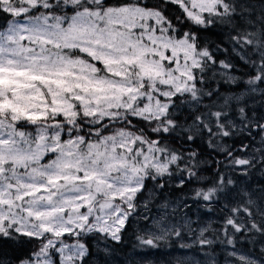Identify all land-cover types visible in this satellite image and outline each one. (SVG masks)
I'll list each match as a JSON object with an SVG mask.
<instances>
[{
	"label": "snow or ice",
	"instance_id": "obj_1",
	"mask_svg": "<svg viewBox=\"0 0 264 264\" xmlns=\"http://www.w3.org/2000/svg\"><path fill=\"white\" fill-rule=\"evenodd\" d=\"M0 16V264H90L134 217L141 250L188 238L264 264L236 248L264 241V186L245 179L264 176V0H0Z\"/></svg>",
	"mask_w": 264,
	"mask_h": 264
},
{
	"label": "rangeland",
	"instance_id": "obj_2",
	"mask_svg": "<svg viewBox=\"0 0 264 264\" xmlns=\"http://www.w3.org/2000/svg\"><path fill=\"white\" fill-rule=\"evenodd\" d=\"M254 180H253V175H252V178L249 179V182L251 183L255 182L256 184L255 186L257 185L264 186V182H262L261 180L260 181L257 179L255 181ZM149 187H151L150 183H149ZM188 202L191 205V211H187V215L191 217L193 221L199 220L203 224L212 223L213 225L217 223L216 218L218 215V209L216 211H212L204 207L197 208L196 205L192 204L191 200H189ZM152 211H153V214H155L157 212V209L153 208ZM183 215H184V212H181L180 216H183ZM144 225H145V222L143 220L136 218L135 227L137 228V230H139V228L142 229ZM193 226L195 227V225ZM69 242H71V240H69ZM176 242H177V245L173 249L174 252L169 253L168 255V264H177L178 260L182 261L183 264H197V262H199V264H209L210 258H215L218 261V264H224V259L226 255L225 250H224L225 248L224 245H221L219 243L214 244L212 248L206 250V252L208 253V255H206L204 251H201L198 245L193 246L191 248H184V249H182L181 247H178L180 246L181 243H191V240L188 238H186L184 241H176ZM171 244L172 243L165 244L161 248L167 249ZM94 245L95 247H97L96 244ZM217 248L220 249L219 254H216L215 250H217ZM236 248H237V251L241 253L251 254L253 258L264 259V256L261 255V249L264 248V241L259 240L257 242L256 241L253 242L247 239H241L237 241ZM153 259L154 258H152L151 260Z\"/></svg>",
	"mask_w": 264,
	"mask_h": 264
},
{
	"label": "trees",
	"instance_id": "obj_3",
	"mask_svg": "<svg viewBox=\"0 0 264 264\" xmlns=\"http://www.w3.org/2000/svg\"><path fill=\"white\" fill-rule=\"evenodd\" d=\"M4 23V19L0 16V24ZM252 176L245 178L249 184L253 187L256 185L255 182H249ZM261 180L264 182V176H262L259 172L253 174V180ZM254 180V181H255ZM181 195V194H177ZM136 218H132L131 223L127 227L126 231L123 233L122 243L113 242L110 245L111 254L107 257L101 255H94L91 258L90 264H103V260L107 259L108 264H168V255L169 253H173V249L177 245L175 241L172 243L167 249L159 248L153 250H141L137 247V235L140 233L141 229L137 230L135 227ZM255 241H259V238H255ZM254 241V242H255ZM95 241L92 242V250L95 253ZM102 247V246H101ZM180 247V246H178ZM216 254H219L220 249L217 248ZM154 258L153 260H151Z\"/></svg>",
	"mask_w": 264,
	"mask_h": 264
}]
</instances>
